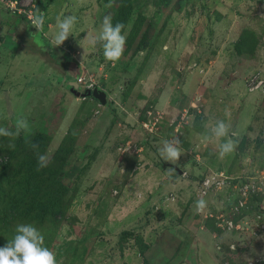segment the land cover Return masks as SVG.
I'll return each mask as SVG.
<instances>
[{
    "label": "rangeland",
    "instance_id": "374dc122",
    "mask_svg": "<svg viewBox=\"0 0 264 264\" xmlns=\"http://www.w3.org/2000/svg\"><path fill=\"white\" fill-rule=\"evenodd\" d=\"M1 1L0 127L26 120L25 137L39 130L52 138L49 158L71 128L76 148L58 176L69 207L62 213L32 204L17 225H34L58 264H264V235L247 232L255 212L264 213V90L249 86L264 80V0H173L167 7L141 0V34L123 32L117 62L89 39L119 0H17L15 8ZM39 13L42 30L32 24ZM68 15L76 23L57 46V18ZM85 73L106 92L105 106L73 94L84 92L77 78ZM217 120L230 124L236 144L223 159L214 138L202 142ZM177 137L181 157L164 161L157 150ZM168 164L186 176H169ZM210 174L251 177L258 188L262 181L261 201L249 202L241 232L216 224L232 216V189L198 194L200 177ZM199 225L205 234H191ZM8 230L2 241L15 235Z\"/></svg>",
    "mask_w": 264,
    "mask_h": 264
},
{
    "label": "trees",
    "instance_id": "16d2710c",
    "mask_svg": "<svg viewBox=\"0 0 264 264\" xmlns=\"http://www.w3.org/2000/svg\"><path fill=\"white\" fill-rule=\"evenodd\" d=\"M172 1L161 0V4L167 7ZM1 2L5 4L6 0ZM140 3L141 0H119L113 16V24L117 22L123 23L125 25L123 32L128 28L129 35L132 38L141 34L140 29L142 28L144 17L141 13L137 14ZM142 34L140 42H143L145 38V31ZM90 100L98 103L91 97ZM107 103L108 101L106 100ZM8 130L15 131L14 128ZM69 132V134L73 132L71 128ZM69 134L63 138L64 140H61L59 147L54 151L55 154L50 157L51 161H55L58 158L59 165L53 167L50 162L45 168L38 167L37 156L46 154L45 152L52 138H46V135L39 130H33L26 137L22 132L14 137L0 136V161L2 160L0 164V246H4L7 242L2 241V232L7 229L13 232L18 220L22 216H26L32 209V204L40 206L42 202H45L52 209L62 213L69 207L71 197H69L68 191H61L62 184L58 177L61 170H64L69 162L67 161L69 155L76 150L75 139ZM33 144L38 145V148L33 149ZM10 145H14V147H10ZM127 180L126 177L123 183L125 184ZM259 194L252 196L249 202L253 204L256 201L259 204L261 201ZM33 201H39V203H31ZM134 247L137 248V246ZM147 248L148 246L144 244L142 250L137 249L140 254H143ZM142 264H149V262L143 260Z\"/></svg>",
    "mask_w": 264,
    "mask_h": 264
},
{
    "label": "clouds",
    "instance_id": "9594fccd",
    "mask_svg": "<svg viewBox=\"0 0 264 264\" xmlns=\"http://www.w3.org/2000/svg\"><path fill=\"white\" fill-rule=\"evenodd\" d=\"M75 16L58 17L56 21V33L53 36V43L57 46L63 44L68 39L70 33L76 23ZM113 17L105 15L102 19L101 28L98 35L89 39L92 47L100 44L103 48V55L106 60L117 62L121 59L127 36L123 34L125 25L117 22L113 24ZM32 24L35 28L42 30L44 25L43 13L34 14ZM230 115V113H227ZM28 128L27 121L19 119L15 125V131H10L4 127H0V136L14 137L18 136L21 130ZM230 124L224 120H217L211 128V137L205 136L202 142L206 143L214 138L217 142V153L220 159L234 152L236 144L229 138ZM227 138V139H224ZM223 140V142H220ZM181 140L177 137L173 140H163L162 146L157 150L160 158L164 161L175 163L181 157ZM14 147V145H10ZM33 149L38 145L33 144ZM39 168H45L50 163L47 154H39L37 156ZM175 172L174 168H168L167 173L171 176ZM183 173V172H182ZM182 176V175H181ZM206 203L203 199L196 202L197 211H203ZM0 264H58L56 253L45 246L44 236L32 224L21 223L15 228V235L6 242L4 246H0Z\"/></svg>",
    "mask_w": 264,
    "mask_h": 264
},
{
    "label": "built area",
    "instance_id": "2783aa9c",
    "mask_svg": "<svg viewBox=\"0 0 264 264\" xmlns=\"http://www.w3.org/2000/svg\"><path fill=\"white\" fill-rule=\"evenodd\" d=\"M5 5L8 7H14L17 5V1L7 0ZM15 8V7H14ZM77 83L84 89L92 91L98 89L96 86L93 77L85 73L83 76L77 78ZM250 91H256V89L264 90V80H253L249 83ZM182 176H186L185 173H182ZM251 177H241L240 179L227 177L224 174H210L202 176L199 179L198 194L206 195L207 193L212 192L213 190H219L222 188H230L234 192L233 204L232 207V216L224 218L223 223H216L217 227L230 233H239L242 230L243 220L248 217V215H243V211L249 208V201L252 196L261 193L262 181L258 188L255 185V181L251 182ZM235 180H238L234 182ZM169 197V195H168ZM239 216L237 220H234V217ZM252 224L248 227V233L253 237V239H258L264 235V213L255 212V215L251 217ZM218 220V219H217ZM249 221V217L247 219Z\"/></svg>",
    "mask_w": 264,
    "mask_h": 264
},
{
    "label": "water",
    "instance_id": "95a60500",
    "mask_svg": "<svg viewBox=\"0 0 264 264\" xmlns=\"http://www.w3.org/2000/svg\"><path fill=\"white\" fill-rule=\"evenodd\" d=\"M72 92L76 97H79V96H82L83 98L91 97V98L95 99L96 101H98L99 105H101V106L106 105L107 95H106V92H104V91L94 89L92 91L84 90V92H81V93L77 92L76 90H74ZM168 167L175 169V176L176 177H179L182 175V171H180L176 166L168 164ZM163 168H165V166H163Z\"/></svg>",
    "mask_w": 264,
    "mask_h": 264
},
{
    "label": "crops",
    "instance_id": "0c3cea01",
    "mask_svg": "<svg viewBox=\"0 0 264 264\" xmlns=\"http://www.w3.org/2000/svg\"><path fill=\"white\" fill-rule=\"evenodd\" d=\"M125 104V106H127L128 105V103L126 104V103H124ZM200 224V223H199ZM201 224H202V222H201ZM197 226V225H196ZM204 229H202V226L201 225H199V228H198V230L195 228V227H193V228H191L190 229V232H191V234H193V235H197V233L199 234V235H201V233H203V235L205 234L204 232ZM148 246V245H147ZM148 252V251H147ZM146 252V253H147ZM146 253H145V255H146ZM144 260H146V261H148L146 258H144ZM149 262V261H148ZM140 264V263H139ZM150 264V263H149Z\"/></svg>",
    "mask_w": 264,
    "mask_h": 264
},
{
    "label": "flooded vegetation",
    "instance_id": "af4514ba",
    "mask_svg": "<svg viewBox=\"0 0 264 264\" xmlns=\"http://www.w3.org/2000/svg\"><path fill=\"white\" fill-rule=\"evenodd\" d=\"M168 166V165H167Z\"/></svg>",
    "mask_w": 264,
    "mask_h": 264
}]
</instances>
